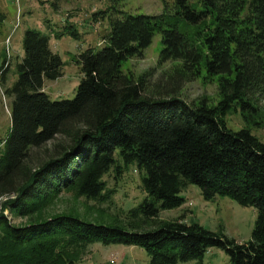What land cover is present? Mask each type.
I'll return each instance as SVG.
<instances>
[{"label": "trees", "instance_id": "1", "mask_svg": "<svg viewBox=\"0 0 264 264\" xmlns=\"http://www.w3.org/2000/svg\"><path fill=\"white\" fill-rule=\"evenodd\" d=\"M92 18H107L110 29L97 51L73 58L82 77L72 99H51L44 80L60 77L64 65L50 48L51 34L78 40L73 24L50 33L27 28L12 70L2 58L0 85L11 106L0 148V264H76L95 242L141 247L149 264L201 263L210 247L223 249L229 264H264V143L223 120L238 108L245 118L257 112L264 97V0H172L158 14L110 7ZM156 33L162 45L156 66L137 78L123 72V61L141 58ZM165 63L171 66L158 71ZM9 72L14 78L5 86ZM198 78L216 84L213 105L205 96L192 102L180 96ZM131 163L143 171L147 196L124 220L45 216L62 191L107 201L114 190L103 176L112 168L117 180ZM189 184L205 200L228 196L254 207L250 239L239 243L180 217L157 220L161 210L184 203L179 194ZM5 211L27 222L14 225ZM149 222L155 226L141 228Z\"/></svg>", "mask_w": 264, "mask_h": 264}, {"label": "rangeland", "instance_id": "2", "mask_svg": "<svg viewBox=\"0 0 264 264\" xmlns=\"http://www.w3.org/2000/svg\"><path fill=\"white\" fill-rule=\"evenodd\" d=\"M164 2L171 3L172 0H0V65L4 57L10 62L12 70L17 57L23 55L22 34L25 29L35 28L50 33L53 30H62L68 23L73 24L80 35L78 40L68 35L55 39L51 34L50 48L60 55L64 65L60 77L55 80H44V91L51 99H72L82 77L79 65L73 58L87 48L97 51L104 44L103 38L110 29L107 18L94 21L92 14L110 7L132 14H158L162 11ZM161 47V36L156 33L141 58L123 61L122 71H130L134 78H137L148 68L156 66ZM170 66L171 64L165 63L157 70ZM13 78V73L9 72L4 85L8 86ZM180 96L187 102L205 96L210 105L218 99L216 84L201 78L187 82ZM10 106L11 98L4 94V87L0 85V148L1 141L9 129ZM257 108V112L251 111L246 118L242 116L239 108L227 113L223 118L226 127L232 131L247 128L264 143V97L259 98ZM49 146L50 144H47L46 149ZM44 149L37 150V154L43 155ZM114 157L115 164L120 163L117 150ZM142 173V170L131 163L116 180L111 168L103 176L107 188L114 190L110 199L105 202L85 200L82 197L74 199L70 192L62 191L46 208L45 216L65 212L98 224H114L116 220H124L127 210L138 205L147 196L141 186ZM179 195L184 198V203L173 209L161 210L157 220L180 217L186 223H198L211 231H221L239 243L250 239L256 218L254 207L241 206L228 196L217 195L211 200H205L199 187L194 184H189ZM4 198H0V210ZM4 213L14 225L27 222V217L14 216L8 211ZM154 226V223L149 222L141 228L151 229ZM149 260V254L141 247L103 245L95 242L88 245L85 254L76 264H149ZM177 264H229V258L223 249L210 247L201 263L190 260Z\"/></svg>", "mask_w": 264, "mask_h": 264}]
</instances>
